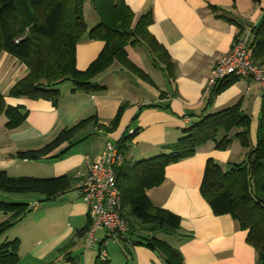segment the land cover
<instances>
[{
  "label": "crops",
  "instance_id": "crops-1",
  "mask_svg": "<svg viewBox=\"0 0 264 264\" xmlns=\"http://www.w3.org/2000/svg\"><path fill=\"white\" fill-rule=\"evenodd\" d=\"M126 2L135 13L134 24L142 14L151 13L149 31L169 58L160 59L143 42L128 45L133 68L113 61L92 79L99 85L96 91H73L72 81L71 88L63 91L62 83L58 106L44 98L9 96L28 68L6 51L0 53V93L8 105L28 111L25 122L14 129L6 126L5 115L0 117V170L16 177L68 174L75 178L70 191L51 200L40 196L32 202L0 193L2 200L33 207L0 236V242L20 241L15 264H95L100 244L107 251L109 264H167L163 253L136 243L142 240L140 233L113 236L102 231L97 250L87 248L82 230L93 222L94 214L79 193V184L87 173L86 156L98 159L109 142L117 143L124 135L131 136L125 152L128 160L167 153V146L175 144L202 117L236 105L251 119V139L256 143L264 111V86L244 78L210 86L209 79L218 57L231 52L237 38L251 36L263 18L264 0ZM104 44L102 40H81L76 52L78 69L86 70ZM91 115H96L101 125L116 124L108 131L89 126L60 158L53 155L67 143L40 160L16 157L19 151L44 147L63 129ZM244 156L245 149L237 137L233 136L226 150L208 141L193 156L169 164L164 181L147 191L154 206L181 217L180 230L173 234V241L167 242L181 252L186 264H257V251L248 242L247 231L231 215L214 214L200 190L208 159H215L225 169L242 162ZM11 215L0 211V223ZM27 223L33 230L23 234ZM70 257L72 260H68Z\"/></svg>",
  "mask_w": 264,
  "mask_h": 264
},
{
  "label": "trees",
  "instance_id": "trees-1",
  "mask_svg": "<svg viewBox=\"0 0 264 264\" xmlns=\"http://www.w3.org/2000/svg\"><path fill=\"white\" fill-rule=\"evenodd\" d=\"M88 1L99 20L91 28L84 13ZM134 18L135 13L126 0H0V53L6 51L28 68V73L16 82L8 95L44 98L58 106L61 97L59 86L66 81L73 82V91H96L99 85L92 79L113 61L119 60L133 68L126 47L140 42L160 59L165 61V57L169 58L167 51L149 31L151 13L142 14L136 24L133 23ZM83 39L105 43L86 70L78 69L76 57L77 45ZM247 47L254 61L264 59V15L253 28ZM237 79L240 77H231L227 82ZM2 115L7 117L6 126L14 129L25 122L28 111L8 105L0 93V117ZM115 124L114 121L109 126L101 125L98 117L91 115L63 129L44 147L19 151L15 155L22 160L36 161L48 157L67 143L66 148L53 155V158H60L77 143V135L89 126L108 131ZM233 136L245 149L243 161L231 163L224 169L215 159H208L200 190L214 214L231 215L247 231V240L257 251V264H264V111L257 127L256 143L253 144L251 119L240 105L202 117L186 129L175 144L167 146L169 152L148 159L128 160L125 152L131 136L124 135L118 140L116 144L123 162L117 168V184L122 196L121 213L129 224L127 233L138 231L133 220L147 232L146 236L141 234L142 240L136 243L163 253L167 264H186L177 248L154 235L157 230L176 234L181 228V217L154 206L147 191L164 181L169 164L193 156L208 141H215L217 149L226 150ZM74 183L75 178L68 174L47 178L16 177L0 170V193L5 194L40 193L45 200H51L70 191ZM32 210L28 203L0 199V211L12 213L8 220L0 223V236ZM91 224L82 232L86 234ZM19 248L18 239L2 243L0 264H15L19 259ZM101 250L100 244L95 264H109V259L101 258Z\"/></svg>",
  "mask_w": 264,
  "mask_h": 264
},
{
  "label": "built area",
  "instance_id": "built-area-1",
  "mask_svg": "<svg viewBox=\"0 0 264 264\" xmlns=\"http://www.w3.org/2000/svg\"><path fill=\"white\" fill-rule=\"evenodd\" d=\"M247 42L248 37L237 38L231 52L218 57L211 71L210 86L231 77L258 81L264 86V59L254 61ZM85 161L87 173L79 184V193L94 214V220L85 234V244L90 248L98 242L97 231L119 236L129 231V224L121 213L122 196L117 184V168L122 164L123 156L117 144L109 142L101 157L92 160L86 156ZM101 258L108 259L105 248L101 250Z\"/></svg>",
  "mask_w": 264,
  "mask_h": 264
},
{
  "label": "rangeland",
  "instance_id": "rangeland-1",
  "mask_svg": "<svg viewBox=\"0 0 264 264\" xmlns=\"http://www.w3.org/2000/svg\"><path fill=\"white\" fill-rule=\"evenodd\" d=\"M84 13H85V18H86V21H87V24H88V26L89 27H93L94 25H96L98 22H99V20H98V16H97V14H96V12H95V10H94V8H93V5L90 3V1H88V2H86V4H85V8H84ZM71 82L70 81H66V82H64L63 84H62V90L64 91V90H66V89H70L71 88ZM88 130V129H87ZM94 136H97V135H94ZM101 139L103 140V141H105L106 140V138L105 137H102L101 136ZM33 170H34V168L32 169H29V171H32L33 172ZM39 175H43V174H39ZM32 177H35V175L34 176H32ZM36 177H40V176H36ZM40 178H44V177H40ZM14 196H18V197H20V198H24V200L25 201H30V199H32V202L34 201L33 199L34 198H37V199H39V197L40 196H43L42 194H40V193H14L13 194ZM44 197V196H43ZM32 211H30V212H28L27 214H26V216L29 214V213H31ZM26 216H24V218L26 217ZM30 222V221H29ZM133 224H134V227L135 228H138V231L136 232V233H140V234H147V232L146 231H144V230H142V229H140L139 228V226H138V224H136V222L133 220ZM9 229H7L6 230V232L8 231ZM33 230V228H32V225L31 224H29V223H27V227H24L23 228V230H22V232H23V234L24 233H30L31 231ZM102 231L103 230H99V231H97V234H96V236H97V238H100L101 237V235L103 234L102 233ZM5 232V233H6ZM104 232V231H103ZM149 234V233H148ZM157 238H159V239H162V240H164V241H173V234H171V233H165V232H162V231H160V230H157L156 232H155V234H154ZM1 243H4V242H0V245H1ZM98 244H99V242H96L94 245H93V247H94V249H95V251L97 250V247H98Z\"/></svg>",
  "mask_w": 264,
  "mask_h": 264
}]
</instances>
